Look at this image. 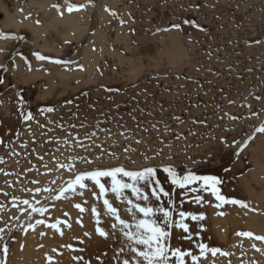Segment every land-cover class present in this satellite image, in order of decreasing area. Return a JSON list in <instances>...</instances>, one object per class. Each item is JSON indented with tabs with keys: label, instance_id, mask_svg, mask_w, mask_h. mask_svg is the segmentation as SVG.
Wrapping results in <instances>:
<instances>
[{
	"label": "rangeland",
	"instance_id": "obj_1",
	"mask_svg": "<svg viewBox=\"0 0 264 264\" xmlns=\"http://www.w3.org/2000/svg\"><path fill=\"white\" fill-rule=\"evenodd\" d=\"M70 3L86 6L69 13L65 0H0L7 36L0 38V249L8 246L7 264L23 263L29 240L31 264H118L122 237L97 234L98 226L111 233V221L102 216L97 225L91 208L103 212V203L90 181L82 195L52 199L74 178L60 164L77 172L172 164L181 174L216 176L221 195L247 206L216 207L207 191L200 204L191 199L197 193L178 194L182 210L205 219L186 221L191 239L175 230L173 246L192 251L198 264H264V241L255 239L264 236V133L256 131L264 125V0ZM159 179L170 187L166 174ZM23 200L48 210L41 216ZM57 220L60 231L46 226Z\"/></svg>",
	"mask_w": 264,
	"mask_h": 264
},
{
	"label": "snow or ice",
	"instance_id": "obj_2",
	"mask_svg": "<svg viewBox=\"0 0 264 264\" xmlns=\"http://www.w3.org/2000/svg\"><path fill=\"white\" fill-rule=\"evenodd\" d=\"M92 3V0H89ZM66 10L71 13L73 11H80L86 5H74L70 3V0H65ZM53 7L59 11L60 6L54 4ZM110 14L115 15L111 9L105 8ZM61 15L63 13L61 12ZM123 23V21H121ZM182 23H189L184 21ZM181 23L173 24L171 27L179 30ZM199 27V25H196ZM168 30V29H165ZM0 38H7L5 34H0ZM259 43V41H257ZM37 58L40 60L48 59L42 55L37 54ZM60 63V61H55ZM4 81L0 79V84ZM47 111H53L49 108ZM24 120L33 119L32 114L29 112L26 115L23 114ZM235 119V117H233ZM257 132L264 133V125L256 129ZM95 135V133H93ZM253 137H249L251 140ZM0 143H4L0 139ZM77 143H80L77 140ZM139 143V141H137ZM247 146L245 142L244 147ZM242 150V148H241ZM127 151V149H126ZM111 155H115L114 153ZM159 155V153H157ZM148 160L153 157H145ZM171 159V157H169ZM2 162V160H0ZM91 163V161H85ZM134 163V162H133ZM59 167L65 168L70 172H73L74 178L70 179L66 186L61 187L58 194L52 197V199L59 200L61 198L68 199L73 194H83V190L89 186L86 181H90L98 189L97 192H93V195L98 200H102L103 212L97 207L93 206L91 212L96 217L97 225L101 224V218L108 217L111 221V233L105 231L103 227L98 226L96 232L100 237L107 239L110 235L114 238L117 233L120 234L123 241V246L120 247L116 255L113 257L118 264H188L186 257L191 258V264H198L199 257L192 253L190 250H182L180 247H174L172 244L173 233L175 230H180L182 233L188 234L182 236V239H191V233L189 232V224L186 222L191 219L192 221H201L205 217L203 214H193L182 210L179 203L174 199L178 194L189 197L190 193H197L194 197H191L193 202L200 204L203 203V196L200 195L202 191L210 192L217 201L220 203L216 207H220L221 204L232 203L240 204L246 207L247 205L239 200H228L221 195L218 185L222 181L216 176L197 175L191 170H186L184 174L178 172L177 168L172 164L165 165H153L148 164L144 167L137 169H126L123 165L105 168V169H93L88 171L77 172L74 164H60ZM166 174V178L170 183V187L166 189L159 179L160 173ZM34 183H38L35 182ZM55 183V181H53ZM197 185V187H193ZM91 190V189H89ZM37 192L40 189H36ZM44 191L51 192V189H44ZM113 198L118 204H123L124 208L114 206ZM166 198V201H165ZM24 205H28L31 212L39 213L41 216L47 212V207H35L28 200H23ZM39 203V201H37ZM81 213L86 209L80 204L74 205ZM21 211H27L22 209ZM122 212L127 214L129 219H125L122 216ZM222 214V213H221ZM65 216L68 214L65 213ZM79 222V221H78ZM62 222L57 220L55 223L47 224L46 226L57 231H60L58 225ZM68 227L67 221H64ZM36 224H45V220L38 219ZM29 228H35V225L29 224ZM3 229H0L2 232ZM45 233H41L44 235ZM63 235V232L60 233ZM89 236V233H85ZM238 235L252 237L251 232H242ZM256 240L264 241V236H255ZM68 247H71L70 245ZM200 250V256H203L208 251L207 245L201 243L198 245ZM255 247V245H253ZM56 252V249L52 250ZM81 251H83L81 249ZM219 249L212 248L211 252L215 255ZM259 251V249H257ZM127 253V257L121 259L122 253ZM4 259L0 260V264H7L8 246L5 244L0 249ZM48 261L53 260L52 256L47 257ZM75 259H83L82 257H76Z\"/></svg>",
	"mask_w": 264,
	"mask_h": 264
},
{
	"label": "bare ground",
	"instance_id": "obj_3",
	"mask_svg": "<svg viewBox=\"0 0 264 264\" xmlns=\"http://www.w3.org/2000/svg\"><path fill=\"white\" fill-rule=\"evenodd\" d=\"M24 251L25 252H22L21 254V257L23 260V263L21 264H27V263L31 264L32 260L34 259V255H35V250H34V245H33L32 240L28 241V247Z\"/></svg>",
	"mask_w": 264,
	"mask_h": 264
}]
</instances>
